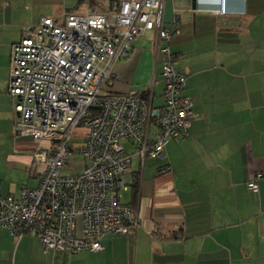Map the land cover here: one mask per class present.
I'll list each match as a JSON object with an SVG mask.
<instances>
[{
	"label": "crops",
	"instance_id": "obj_1",
	"mask_svg": "<svg viewBox=\"0 0 264 264\" xmlns=\"http://www.w3.org/2000/svg\"><path fill=\"white\" fill-rule=\"evenodd\" d=\"M117 0H0V193L38 185L37 144L17 133L8 93L11 45L24 25ZM98 4L99 6H95ZM165 0L162 23L178 16L167 46L186 76L182 95L196 114L187 136L171 138L161 159L133 155L127 189L138 183V224L107 234L98 251H44L32 233L0 229V264H264V0ZM162 43H160L161 45ZM155 30L134 39L113 64L106 93L153 94L161 104L162 61ZM45 145L46 142H41ZM262 172L259 190L246 186ZM173 234L176 238L169 237Z\"/></svg>",
	"mask_w": 264,
	"mask_h": 264
},
{
	"label": "built area",
	"instance_id": "obj_2",
	"mask_svg": "<svg viewBox=\"0 0 264 264\" xmlns=\"http://www.w3.org/2000/svg\"><path fill=\"white\" fill-rule=\"evenodd\" d=\"M164 1L117 0L106 13L88 8L23 26L10 49L8 93L15 130L38 143L33 159L44 170L37 186L0 193V229L16 237L32 233L44 251L75 253L98 251L105 235L138 224L136 208L121 200L133 155L163 158L167 141L186 137L196 116L182 95L186 76L167 46L179 32L178 16L163 25ZM224 11L220 0L218 12ZM149 30L164 55L162 103L153 104L152 92L106 93L113 64L129 57L134 39ZM74 154L82 168L65 173ZM261 177L255 172L247 188L257 192Z\"/></svg>",
	"mask_w": 264,
	"mask_h": 264
},
{
	"label": "rangeland",
	"instance_id": "obj_3",
	"mask_svg": "<svg viewBox=\"0 0 264 264\" xmlns=\"http://www.w3.org/2000/svg\"><path fill=\"white\" fill-rule=\"evenodd\" d=\"M95 6H99L98 4H96ZM135 156V155H134ZM70 160V167L64 169L65 173H77L81 170L82 165H83V160L82 157H80V155H71L69 157ZM125 183L128 182L129 180V176L124 175L123 176ZM129 191H121V200L122 202H126L129 199Z\"/></svg>",
	"mask_w": 264,
	"mask_h": 264
},
{
	"label": "trees",
	"instance_id": "obj_4",
	"mask_svg": "<svg viewBox=\"0 0 264 264\" xmlns=\"http://www.w3.org/2000/svg\"><path fill=\"white\" fill-rule=\"evenodd\" d=\"M130 189H131V193H132V200L130 203H128L129 205L133 206L134 207V199L137 197V193H138V183H137V180H134L131 185H130ZM178 235L176 234H173L169 237H173V238H176Z\"/></svg>",
	"mask_w": 264,
	"mask_h": 264
}]
</instances>
